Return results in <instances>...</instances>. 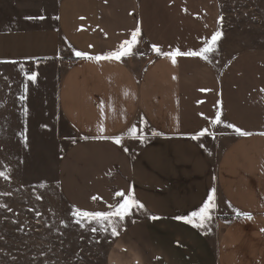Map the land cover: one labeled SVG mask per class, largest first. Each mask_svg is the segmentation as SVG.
<instances>
[{"label": "crops", "instance_id": "crops-1", "mask_svg": "<svg viewBox=\"0 0 264 264\" xmlns=\"http://www.w3.org/2000/svg\"><path fill=\"white\" fill-rule=\"evenodd\" d=\"M218 22L217 0H59L50 28L0 29V63L57 67L63 45L71 55L56 90L58 114L76 135L60 167L63 197L81 211H108L122 191L144 206L126 217L106 264H264V106L253 105V124L245 123V107L235 117L232 75L199 56L173 63L154 50L199 51ZM137 28L156 53L138 74L121 60L75 55L114 51ZM245 90L243 105L263 101L261 88ZM137 118L154 132L132 157L122 142L96 138L120 137ZM211 127L226 143L216 160L193 139ZM213 189L222 203L207 235L186 219Z\"/></svg>", "mask_w": 264, "mask_h": 264}, {"label": "rangeland", "instance_id": "rangeland-1", "mask_svg": "<svg viewBox=\"0 0 264 264\" xmlns=\"http://www.w3.org/2000/svg\"><path fill=\"white\" fill-rule=\"evenodd\" d=\"M58 1L0 0V29L50 28ZM217 2V31L221 37L216 50L208 53L205 60L215 71L233 76L228 82L237 89L235 117L246 109L245 123L253 124L256 113L252 106L256 103L264 106V0ZM70 56L63 45L59 59L62 64L57 67L46 62L28 67L0 63V172L4 173L0 176V264H106L112 241L127 221L126 217L123 221L117 219L113 235L111 226L104 230L96 221L80 217L81 210L61 194L58 182L61 163L76 135L58 114L56 90L64 62ZM155 57V51L139 33L132 54L121 61L138 74ZM32 73H37L35 82L27 78ZM246 85L261 88L263 101L250 96L243 105V97L251 95L245 90ZM133 125L142 130L139 132L142 139L127 138ZM220 130L211 127L198 137L214 160L226 144L217 139ZM153 132L142 118L135 119L121 133L125 137L124 149L132 157ZM220 203L221 197L215 191L211 219L201 227L207 235L208 224ZM141 215L140 209H133L127 218Z\"/></svg>", "mask_w": 264, "mask_h": 264}, {"label": "snow or ice", "instance_id": "snow-or-ice-1", "mask_svg": "<svg viewBox=\"0 0 264 264\" xmlns=\"http://www.w3.org/2000/svg\"><path fill=\"white\" fill-rule=\"evenodd\" d=\"M139 28L136 29L135 32L132 33L131 40H125L116 50L110 51L104 54L91 56L87 53L83 52H76L75 55L77 57L86 58L90 60H95L97 62L102 60H115L120 61L122 57H127L132 54V48L137 43V36L139 34ZM221 37V33L217 31L214 33L210 40L206 41L205 47L201 48L199 51H188V52H180L178 49L173 52L168 53H160L159 49H155L158 54L166 55L170 58H172L173 63H175V58L177 56H192V57H201L203 59H207V54L214 52L216 50V45L218 39ZM37 77V73H32L27 76L28 80L35 82ZM103 105V102H101V107ZM26 111V110H25ZM103 111V108H102ZM215 124H220L222 121L220 120V114L217 113L216 119L213 121ZM225 127L233 128L236 134L240 136H251L253 133L243 131L239 128H235L234 125L226 124ZM98 131L103 133L104 127L103 125L98 126ZM142 130H138L135 125H133L127 132V138L129 139H142V137L139 135V132ZM207 130H203L201 133L198 134V136H194L193 139H197L199 135H204ZM155 134V133H154ZM259 135H264V133H259ZM97 139H111L116 144H121L122 140L125 138L124 136L121 137H105V136H98ZM25 143L27 141L26 136L24 137ZM127 151V149H125ZM0 176H4V173L0 172ZM118 197H124V199L121 202H118L117 204H110L108 205V208L110 210L108 211H96V212H88V211H80L79 215L80 217L87 219L89 222L96 221L99 223L102 227H104V230H107V226L112 227V233L113 235L116 234V220L123 221L125 217L129 216L133 209H142L144 206L135 199V197L132 194H129L128 196H125V194L121 192L115 193ZM95 199V198H94ZM215 208V189L211 191L209 196L207 197V200L205 203L197 210L193 211L191 213V218H187L186 222L193 224L196 227H203L204 223L211 219V213L213 209ZM237 216H246L247 218H251L246 213H240L238 210H236ZM153 219H156V217H152ZM78 223L81 221L78 219ZM92 231H96L95 228L92 229Z\"/></svg>", "mask_w": 264, "mask_h": 264}, {"label": "trees", "instance_id": "trees-1", "mask_svg": "<svg viewBox=\"0 0 264 264\" xmlns=\"http://www.w3.org/2000/svg\"><path fill=\"white\" fill-rule=\"evenodd\" d=\"M73 60H76V59H73Z\"/></svg>", "mask_w": 264, "mask_h": 264}]
</instances>
